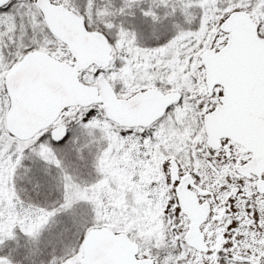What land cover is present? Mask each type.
<instances>
[{"label": "snow or ice", "instance_id": "6c2138e0", "mask_svg": "<svg viewBox=\"0 0 264 264\" xmlns=\"http://www.w3.org/2000/svg\"><path fill=\"white\" fill-rule=\"evenodd\" d=\"M0 264H264V0H0Z\"/></svg>", "mask_w": 264, "mask_h": 264}]
</instances>
